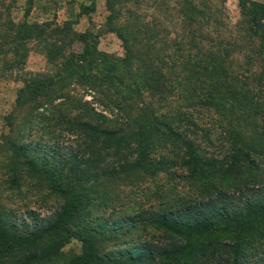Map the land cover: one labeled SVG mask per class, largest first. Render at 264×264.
<instances>
[{"label": "trees", "instance_id": "trees-1", "mask_svg": "<svg viewBox=\"0 0 264 264\" xmlns=\"http://www.w3.org/2000/svg\"><path fill=\"white\" fill-rule=\"evenodd\" d=\"M4 3L0 80L21 81L0 134L5 185L32 174L64 200L44 215L0 201V264L58 259L72 236L82 246L67 264H264V3L238 0L233 22L224 0H106L122 56L69 22L3 16ZM34 43L52 71L25 69ZM168 158L200 196L84 216L87 182Z\"/></svg>", "mask_w": 264, "mask_h": 264}, {"label": "rangeland", "instance_id": "rangeland-1", "mask_svg": "<svg viewBox=\"0 0 264 264\" xmlns=\"http://www.w3.org/2000/svg\"><path fill=\"white\" fill-rule=\"evenodd\" d=\"M105 1L5 0L4 4H9V9L6 10L3 5L2 15L5 16L9 12L14 19L26 17L28 21H50L58 24L69 22L72 28L77 31L89 29L93 33H97V47L100 50L122 56L124 47L121 39L115 31L108 29L106 25L108 10ZM258 1L264 3V0ZM224 4L229 19L235 22L240 13L238 0H224ZM39 45L34 43L31 47L24 67L31 71L50 72L55 64L49 62L45 50L41 51ZM82 46V42L77 40L72 44V47L77 51L82 50ZM20 85L21 81L18 79L0 80V134L9 132L8 116L13 108L14 97ZM75 88L76 92H86V86L75 85ZM85 96L90 98L91 95L87 93ZM22 113V110L19 112L17 110L16 119ZM209 119L210 117L206 118V120ZM24 137L40 138V134L39 132L26 133ZM42 139L47 140V136L42 137ZM213 143L209 145L208 151L219 154L221 150L219 141L214 139ZM156 159L163 160L164 158ZM214 159L219 160L221 158ZM3 160L4 158L0 157V194H2L0 201L6 204L7 208H12L14 215L28 209H32L41 215L48 214L63 202L62 195L56 192L47 180L32 174L22 175L17 187L8 188L5 185L7 174L2 165ZM167 160L168 164L161 162L153 171L139 170L125 175L103 177L98 182H87L86 191L90 201L85 207L84 216L89 213L87 208L92 210L93 216L98 214L102 218L111 207H118L122 211L140 207L165 208L176 204L178 199L200 196L190 184L185 168L175 162L177 158H168ZM83 221L84 219H80L79 224ZM262 225L264 226V221ZM136 236V232L132 231V233L126 232L123 237L130 239ZM110 245L107 244L106 247ZM81 246L82 241L77 236H72L69 241L61 245L60 258L38 264H67L73 255L80 252Z\"/></svg>", "mask_w": 264, "mask_h": 264}]
</instances>
